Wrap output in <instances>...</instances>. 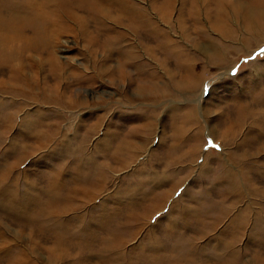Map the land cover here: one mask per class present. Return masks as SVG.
<instances>
[{"label":"rangeland","instance_id":"obj_1","mask_svg":"<svg viewBox=\"0 0 264 264\" xmlns=\"http://www.w3.org/2000/svg\"><path fill=\"white\" fill-rule=\"evenodd\" d=\"M262 48L264 0H0V264H264Z\"/></svg>","mask_w":264,"mask_h":264},{"label":"snow or ice","instance_id":"obj_2","mask_svg":"<svg viewBox=\"0 0 264 264\" xmlns=\"http://www.w3.org/2000/svg\"><path fill=\"white\" fill-rule=\"evenodd\" d=\"M258 55H264V48L261 49V52H260ZM249 59L251 60L252 58L250 57ZM238 67H239V66H238ZM238 67L232 69V72H233L234 75L237 73V71H238ZM208 90H209V85L206 83V84L204 85V91H205V92H208ZM211 143H212L211 140H209V141H208V144H211ZM217 147H218V146H217ZM176 195H177L178 197H180V196L182 195V193L177 192ZM176 210L187 211V209L184 208V205H183V204H179V205H177ZM167 211H168V209H165V212H167ZM157 217H159V218H161V219L164 218V217H161V214H160V213H157ZM157 217H154L153 219L156 220Z\"/></svg>","mask_w":264,"mask_h":264},{"label":"bare ground","instance_id":"obj_3","mask_svg":"<svg viewBox=\"0 0 264 264\" xmlns=\"http://www.w3.org/2000/svg\"><path fill=\"white\" fill-rule=\"evenodd\" d=\"M36 3V2H35ZM34 3V4H35ZM40 3V2H39ZM51 3V2H50ZM37 4V3H36ZM53 4V3H52ZM41 6H42V4H40ZM43 5H45V4H43ZM36 6V5H35ZM53 12V11H52ZM57 29V28H56ZM55 29V30H56ZM55 32H57V31H55ZM54 33V32H53ZM54 47H55V45H54ZM126 59L128 60L129 59V56H127L126 57ZM127 60H125V61H127ZM124 63V62H123ZM71 70V69H70ZM121 70H119V72H120ZM154 78V77H153ZM40 95V94H39ZM16 191V190H15ZM44 207V204H39L36 208H35V210L34 211H37L38 212V214H43V213H46L47 211H48V208L46 207V205H45V207ZM1 247V246H0ZM1 249V248H0ZM3 249V248H2ZM152 257V256H151Z\"/></svg>","mask_w":264,"mask_h":264}]
</instances>
